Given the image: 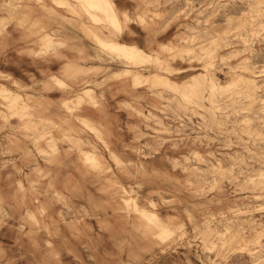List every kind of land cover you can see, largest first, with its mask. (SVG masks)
Masks as SVG:
<instances>
[{
    "label": "rangeland",
    "instance_id": "rangeland-1",
    "mask_svg": "<svg viewBox=\"0 0 264 264\" xmlns=\"http://www.w3.org/2000/svg\"><path fill=\"white\" fill-rule=\"evenodd\" d=\"M63 1L0 0V264H264V0Z\"/></svg>",
    "mask_w": 264,
    "mask_h": 264
},
{
    "label": "bare ground",
    "instance_id": "bare-ground-1",
    "mask_svg": "<svg viewBox=\"0 0 264 264\" xmlns=\"http://www.w3.org/2000/svg\"><path fill=\"white\" fill-rule=\"evenodd\" d=\"M38 1V0H37ZM57 1H59V0H57ZM61 1V0H60ZM65 1V0H64ZM64 1L62 2V4L64 3ZM91 1V0H90ZM102 1V0H101ZM70 2V1H69ZM84 2V1H83ZM93 2V1H92ZM43 3V2H42ZM54 3H55V1H54ZM99 2H97V4H98ZM101 3V2H100ZM58 4H60L59 2H58ZM83 4H85V2L83 3ZM61 5V4H60ZM102 5V4H101ZM100 5V6H101ZM59 6V5H58ZM98 6H99V4H98ZM10 7H11V5H10ZM88 7H89V5H88ZM90 8V7H89ZM97 8H95V10H96ZM90 10V9H89ZM101 10V9H100ZM94 11V10H93ZM11 14H13V13H11ZM99 14V13H98ZM14 15V14H13ZM101 15V14H100ZM99 15V16H100ZM113 15V14H112ZM58 16V15H57ZM104 19V18H103ZM93 20V19H92ZM31 24V23H30ZM96 27V26H95ZM33 28V27H32ZM29 30V29H28ZM36 30V29H35ZM37 30H38V28H37ZM32 31H34V30H32ZM40 32H42V31H40ZM35 33V32H34ZM100 33V32H99ZM44 35V34H43ZM99 35H101V34H99ZM97 38H98V36H97ZM98 40H99V42L102 44V45H105V46H107V47H109L110 49V51L111 52H113V53H115L116 55H122V56H125V57H129V58H131L132 60L133 59H135V60H138V59H140L141 60V57H143V56H145V55H148L149 53L145 50V49H143L142 47H139V46H137V45H135V44H132V43H129V42H124V41H119V40H115V39H111V40H107L106 38H104V36H102V37H100V38H98ZM139 57V58H138ZM158 59V58H157ZM140 62V61H139ZM162 62V61H161ZM209 63V62H208ZM143 64H145V63H143ZM125 69H123L122 71H119L117 74L118 75H120L123 71H124ZM147 75V74H146ZM149 76H150V74H148ZM154 75V74H153ZM152 75V76H153ZM156 75V74H155ZM141 76H143V75H141ZM149 76H148V78H149ZM138 77V76H137ZM139 78H141V77H139ZM150 78H151V76H150ZM147 79V80H152V79ZM158 78H159V76H158ZM162 78V77H161ZM210 78H211V76H210ZM216 78V77H215ZM156 79H157V76H156ZM160 79V78H159ZM168 79V78H167ZM212 79V78H211ZM139 80H141V79H139ZM165 80V79H164ZM186 80V79H185ZM154 81V80H153ZM217 81V80H216ZM218 81H219V79H218ZM150 82V81H149ZM154 82H156V81H154ZM164 82V81H163ZM213 82V81H212ZM221 82V81H220ZM146 83V82H145ZM170 83V82H169ZM172 83V82H171ZM189 83V82H188ZM144 84V83H143ZM226 84V83H225ZM223 85V87L224 86H227V84L226 85ZM229 84H230V82H229ZM219 85H221V83L219 84ZM193 86V85H192ZM214 86H215V83H214ZM230 88V87H229ZM12 89V88H11ZM238 89V88H237ZM13 90V89H12ZM229 90V89H228ZM10 91V90H9ZM16 92H14V94L16 93V99H15V101H19V99H20V97L22 96L21 95V93L20 92H18L17 90H15ZM178 91V90H177ZM14 94H12V95H14ZM11 95V96H12ZM10 96V97H11ZM15 96V95H14ZM15 98V97H14ZM10 101V100H9ZM13 101V100H12ZM14 101V102H15ZM23 109H25V108H23ZM16 112V111H15ZM76 118V117H75ZM81 119V118H80ZM87 120V119H86ZM88 121V124H90L91 126L93 125V124H91L90 122H89V120H87ZM32 122V121H31ZM30 122V123H31ZM86 122V121H85ZM32 125V124H31ZM87 127V126H86ZM97 137V136H96ZM75 138V137H74ZM70 139V138H69ZM71 142V141H70ZM86 152V151H85ZM264 184V183H263ZM256 186H258V185H256ZM264 187V186H263ZM133 204V203H132ZM134 210V209H133ZM161 222V221H160ZM158 227V226H157ZM214 230V229H213ZM210 231H212V230H210ZM211 236V235H210ZM257 236H259V235H257ZM166 237V236H165Z\"/></svg>",
    "mask_w": 264,
    "mask_h": 264
},
{
    "label": "crops",
    "instance_id": "crops-1",
    "mask_svg": "<svg viewBox=\"0 0 264 264\" xmlns=\"http://www.w3.org/2000/svg\"><path fill=\"white\" fill-rule=\"evenodd\" d=\"M65 54H68V52H65ZM1 57V56H0ZM70 57H72V58H74L73 57V55H70ZM26 59H27V62L29 63V61H28V57H26ZM16 61V63H17V61H18V55L15 53V54H13V52H11V54H10V64H5L4 65V62H6V60H3L2 58H1V60H0V70H5V71H8V72H11L12 74H14V75H16L17 73H18V68H17V66H15L16 64H14V62L13 61ZM64 64H66V61L65 60H63L62 59V67H64ZM4 66H5V68H4ZM4 68V69H3ZM71 68L70 67H68L67 66V69L66 70H70ZM63 80V79H62ZM63 94V93H62ZM70 99V98H69ZM66 100H68V99H66ZM65 100V101H66ZM93 110H89L88 111V114L89 115H91V116H94L93 115Z\"/></svg>",
    "mask_w": 264,
    "mask_h": 264
}]
</instances>
